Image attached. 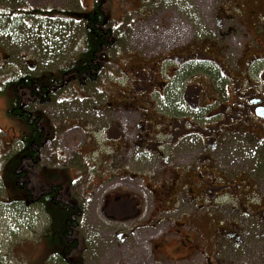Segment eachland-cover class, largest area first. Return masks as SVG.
Masks as SVG:
<instances>
[{"label":"rangeland","instance_id":"rangeland-1","mask_svg":"<svg viewBox=\"0 0 264 264\" xmlns=\"http://www.w3.org/2000/svg\"><path fill=\"white\" fill-rule=\"evenodd\" d=\"M103 1L118 39L97 80L66 75L48 102L17 90L32 120L39 116L38 130L44 135L41 146L34 145L37 158L20 160L15 182L11 173L26 130L20 118L8 115L4 83L72 66L84 47L85 16L94 0H0L3 10L27 4L67 11L46 19L0 17V264H208L206 258L213 261L219 249L223 255L215 258L222 260L227 252L214 221L231 215L195 197L192 180L174 178L178 166H197L206 158L200 138L178 149L171 137L156 131L151 140L167 141L161 152L158 143L142 145L137 143L140 111L130 104L112 108L109 102L117 100L124 73L141 60L153 62L168 49L201 38L225 43L239 56L252 31L235 20L221 38L215 19L209 18L213 2L220 0ZM245 145L234 155L216 153L218 168L226 169L227 163L230 173L242 169L251 176L264 156L253 141ZM255 183L264 190V182ZM54 187L57 200L81 210L73 217L70 237L77 245L66 260L45 239L52 220L38 200ZM165 188L170 194H163Z\"/></svg>","mask_w":264,"mask_h":264},{"label":"flooded vegetation","instance_id":"flooded-vegetation-1","mask_svg":"<svg viewBox=\"0 0 264 264\" xmlns=\"http://www.w3.org/2000/svg\"><path fill=\"white\" fill-rule=\"evenodd\" d=\"M211 11L209 18L215 19L221 38L232 29L227 24L235 20L252 31L245 28L251 40L239 56L211 38L168 49L153 62L146 59L131 66L124 73L117 100L109 104L112 108L130 104L140 111L137 143H158L160 152L167 141L151 140L156 131L171 137L176 148L200 138L207 152L203 157L211 152L212 158H201L197 166H178L174 178L192 180L195 197H204L211 210L225 208L231 215L214 221L227 255L224 252L222 260L213 261L264 264V190L255 183L263 186L264 158L259 157L263 167L256 163L251 176L242 169L230 173L227 163L226 169H220L214 158L216 153L229 156L246 149L249 140L264 156V0L214 1ZM54 92L48 88L49 100ZM162 192L170 194L166 188Z\"/></svg>","mask_w":264,"mask_h":264},{"label":"trees","instance_id":"trees-1","mask_svg":"<svg viewBox=\"0 0 264 264\" xmlns=\"http://www.w3.org/2000/svg\"><path fill=\"white\" fill-rule=\"evenodd\" d=\"M27 7L24 8H7L0 9V17L5 20H24L25 18H55V12L65 14L66 10L54 9L50 7ZM60 16V15H59ZM87 23V31L84 40V47L79 56L75 59L74 64L69 68L62 69L57 73L46 72L39 75L24 74L22 77H14L5 82L4 92L10 95L8 115L13 118H20L25 127V133L22 136L23 148L17 155L18 163L14 166L11 173L12 178L16 182L20 177L16 173V168L20 160L24 156L36 159L38 151L34 149V145L41 146L43 140V131L38 130L39 116L32 120V112L23 106L21 97L17 94L19 88L26 90L28 97H36L40 101H48V88L57 91V88L63 86V80L66 75H75L80 81L92 79L95 82L98 75L104 70L105 57L107 51L112 46H115L118 39L117 26H110L109 16L104 7L103 0H94L92 11L85 16ZM16 88V93L13 88ZM9 90H11L9 92ZM52 96V94H51ZM19 157V158H18ZM22 188V187H20ZM26 194H31L29 190H25ZM58 193L57 188H52L51 191L42 193L38 200L43 202L47 212L51 216V228L49 233L45 235L46 241L50 247H53L66 260L72 249L77 245V241H71L70 237L73 234V228L76 224L74 215L81 213L80 208L75 204H67L56 199ZM28 198L30 196L28 195ZM31 199V198H30ZM68 261V260H67ZM14 264H28L25 262H17Z\"/></svg>","mask_w":264,"mask_h":264}]
</instances>
